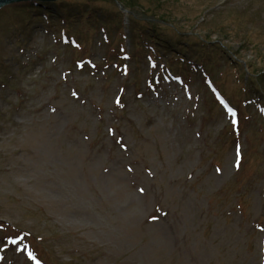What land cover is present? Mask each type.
Masks as SVG:
<instances>
[{"label": "rangeland", "instance_id": "374dc122", "mask_svg": "<svg viewBox=\"0 0 264 264\" xmlns=\"http://www.w3.org/2000/svg\"><path fill=\"white\" fill-rule=\"evenodd\" d=\"M43 4L0 9V264H264V0Z\"/></svg>", "mask_w": 264, "mask_h": 264}, {"label": "trees", "instance_id": "16d2710c", "mask_svg": "<svg viewBox=\"0 0 264 264\" xmlns=\"http://www.w3.org/2000/svg\"><path fill=\"white\" fill-rule=\"evenodd\" d=\"M140 15V14H139ZM147 16H148V14H146ZM136 16V15H135ZM141 16V15H140ZM143 17V16H142ZM154 17L153 16H151V15H149L148 16V18H146V19H144V20H147V21H150V22H154L155 20L153 19ZM248 45V43L247 44H245V47ZM239 51H241V50H239ZM252 63V62H251Z\"/></svg>", "mask_w": 264, "mask_h": 264}, {"label": "water", "instance_id": "95a60500", "mask_svg": "<svg viewBox=\"0 0 264 264\" xmlns=\"http://www.w3.org/2000/svg\"><path fill=\"white\" fill-rule=\"evenodd\" d=\"M14 1H20V0H0V7L4 4L11 3Z\"/></svg>", "mask_w": 264, "mask_h": 264}]
</instances>
